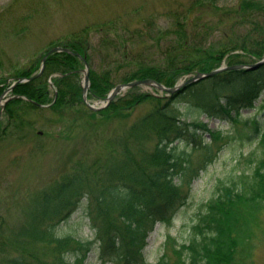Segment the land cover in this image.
Returning <instances> with one entry per match:
<instances>
[{
  "label": "trees",
  "instance_id": "trees-1",
  "mask_svg": "<svg viewBox=\"0 0 264 264\" xmlns=\"http://www.w3.org/2000/svg\"><path fill=\"white\" fill-rule=\"evenodd\" d=\"M175 17L172 33L152 30L144 35L134 29L133 34L111 36L99 26L94 42L89 39L91 30L83 28L51 42L46 51L64 46L83 56L90 65L88 95L96 99L105 98L121 83L153 79L173 87L181 77L208 73L223 61L227 66L249 65L264 58V0H238L226 9L209 27L220 31L213 40L203 33L197 38L185 35V16ZM223 17L231 24L225 26ZM45 53L29 66L14 67L10 76L30 77ZM82 66L76 56L50 55L38 77L14 88L16 98L4 107L0 136L18 134L31 115L60 117L66 109L83 113ZM55 74L58 77L50 79ZM6 78L0 72V93L8 85ZM181 99L187 102L180 105ZM142 106L146 111L121 134L110 133L94 145L95 156H90L91 145L84 148L68 171L27 194L19 226L9 227L0 216V264H85L90 254L105 264H245V221L264 202V66L224 71L169 96L131 88L105 109H85L84 137L90 138L86 130L95 132L100 120L110 122L141 112ZM202 115L231 126L240 141L255 137L262 154L257 158L250 152L245 158L254 164L250 174L219 179L216 194L195 214L188 240L181 243L168 237L162 257L148 263L144 251L149 235L157 223H169L186 206L190 183L220 149V133L199 120ZM197 151L203 154L193 164L192 154ZM79 209L88 219L91 238L59 235L61 225Z\"/></svg>",
  "mask_w": 264,
  "mask_h": 264
},
{
  "label": "rangeland",
  "instance_id": "rangeland-1",
  "mask_svg": "<svg viewBox=\"0 0 264 264\" xmlns=\"http://www.w3.org/2000/svg\"><path fill=\"white\" fill-rule=\"evenodd\" d=\"M237 1L0 0V72L7 77L6 88L22 83L18 82L20 78L14 79L10 76L14 67L31 65L51 42L67 38L73 31L78 32L83 28L91 30L89 39L94 42L98 40L96 32L100 30L95 31V28L99 26L111 36L124 32L133 34L134 29L144 35L152 30L172 33L176 28L175 16L182 14L186 19L185 35L194 34L197 38L198 34L203 33L213 40L219 36L220 31L216 29L212 32L209 27L215 25L221 19V14L234 7ZM222 20L225 26L231 24L226 17ZM98 66V55H95L92 67L96 69ZM221 66L225 67L226 62L223 61ZM83 68L84 65L81 70ZM193 75L183 76L176 83H181ZM52 77L54 75L50 76V79ZM83 79L84 74L80 72V83ZM137 90L139 93L157 92L163 95L162 92L148 87H137ZM11 93L7 98L12 96ZM89 101L95 107L103 104V101L96 98H90ZM186 102L187 100L181 99L179 104ZM142 107L141 112L135 110L110 122L100 120L99 125L93 128L96 129L95 132L86 130L90 138L83 135L87 123L86 107L83 113L66 109L60 117L50 114H36L37 117L31 115L29 123L18 134L0 136V216L6 220V224L12 228L19 226L27 209V194L68 171L84 148L91 145L93 153L90 156H95L94 145L101 144L110 133L121 134L132 121L146 111L147 107ZM261 117L259 114L258 118L262 119ZM199 120L208 123L210 129L220 133V149L216 150L217 155L213 162L190 183L185 198L186 206L177 210L169 223H157L149 235L144 251V258L148 263H155L162 257L168 237H174L181 243L188 240V229L195 220V214L201 204L216 194L219 179L228 181L239 172L250 174L254 164L246 163L245 158L250 152H255L257 158L262 154V149L257 148L255 137L249 141H240L232 127L226 123L215 119L208 120L203 115ZM3 121L4 114L0 107V124ZM11 129L9 127L7 133ZM202 154L201 151L192 154L193 164L197 163ZM260 207L255 215L249 216L245 221V264H264V202ZM59 234L70 235L77 240L91 238L88 219L82 209L75 211L61 225ZM85 264L105 263L97 259L95 254H90Z\"/></svg>",
  "mask_w": 264,
  "mask_h": 264
},
{
  "label": "water",
  "instance_id": "water-1",
  "mask_svg": "<svg viewBox=\"0 0 264 264\" xmlns=\"http://www.w3.org/2000/svg\"><path fill=\"white\" fill-rule=\"evenodd\" d=\"M59 51H64V52H67V53H70V54H73L69 49H62V48H54L52 49L51 51H49L46 56L42 59V67H41V71L43 70V67L45 65V62H46V58L54 53V52H59ZM78 56L79 58H81L79 55H76ZM82 59V58H81ZM85 64V69L83 70V73H84V85H83V100L85 101V104L87 105V107L93 111H96V110H99L105 106H107L108 104H110L114 98L120 94L121 92L129 89V88H133L135 86H141V87H154L156 88L157 90L159 91H162V92H167V93H174V92H177L179 90H181L182 88H184L185 86L189 85V84H192V83H195V82H198L202 79H205V78H210L212 76H214L215 74L217 73H220L224 70H231V69H250V70H254L256 68H258L259 66L263 65L264 64V59L259 61L258 63L256 64H252L250 66H243V65H237V66H232V67H221L217 70H214L212 72H209V73H206V74H202V73H197L195 76L189 78L188 80H185L177 85H175L173 88H166L164 87L163 85L157 83L156 81L154 80H150V79H147V80H139V81H134V82H131V83H128V84H120V85H117L115 86L112 91L108 94V96L105 98V104L104 106H101V107H95L91 104H89L87 102V98H86V94H87V89L89 87V80H88V65L86 64V62H84ZM31 78L29 79H26V80H30ZM24 79H20L18 80V82H24L26 81ZM14 86L8 88L5 92H3V94L0 96V103L2 102L3 100V97L8 93L10 92L12 89H13Z\"/></svg>",
  "mask_w": 264,
  "mask_h": 264
}]
</instances>
